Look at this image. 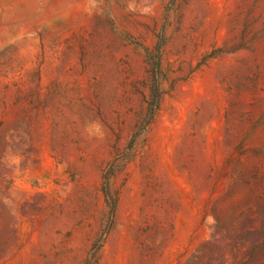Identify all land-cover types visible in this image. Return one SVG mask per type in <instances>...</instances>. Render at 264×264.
Segmentation results:
<instances>
[{
    "label": "rangeland",
    "instance_id": "1",
    "mask_svg": "<svg viewBox=\"0 0 264 264\" xmlns=\"http://www.w3.org/2000/svg\"><path fill=\"white\" fill-rule=\"evenodd\" d=\"M0 264H264V0H0Z\"/></svg>",
    "mask_w": 264,
    "mask_h": 264
}]
</instances>
